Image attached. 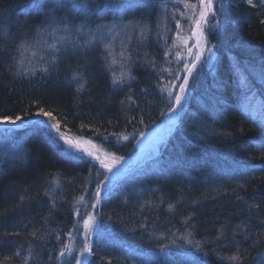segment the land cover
Listing matches in <instances>:
<instances>
[{
    "label": "trees",
    "instance_id": "obj_1",
    "mask_svg": "<svg viewBox=\"0 0 264 264\" xmlns=\"http://www.w3.org/2000/svg\"><path fill=\"white\" fill-rule=\"evenodd\" d=\"M254 3L215 0L203 23L213 59L205 52L193 70L158 157L102 201L88 264L264 261V6ZM194 4L200 10L198 0H0V118L29 122L43 109L62 132L128 157L175 105L169 93L194 58ZM60 20L70 42L37 31ZM122 72L134 79L113 85ZM69 152L38 125L0 134V264H76L75 228L103 172Z\"/></svg>",
    "mask_w": 264,
    "mask_h": 264
},
{
    "label": "snow or ice",
    "instance_id": "obj_2",
    "mask_svg": "<svg viewBox=\"0 0 264 264\" xmlns=\"http://www.w3.org/2000/svg\"><path fill=\"white\" fill-rule=\"evenodd\" d=\"M261 2V6H264V0H260ZM246 3L255 8L256 7V3H254V0H246ZM124 6V5H121ZM127 7H131L132 5L129 3L126 5ZM198 6L200 8V19H198L196 21V32L194 33V35H202L203 34V23L207 22V20L210 17H214L216 15L215 10H214V0H198ZM35 7L39 8L40 5L37 4L35 5ZM81 7L83 8H87L86 4L81 5ZM197 7V5H193V8L195 9ZM261 23H264V20L261 21ZM61 25H63V28H61ZM177 26L179 27V22H177ZM83 26H78L77 27V31H81ZM47 28H51L52 29V34L55 35L57 32L63 31L65 33V35L61 36L58 40H57V44H63L65 42H70L69 38H68V32H69V26L68 24L63 21H52L49 24L43 26V29L38 28L37 31H41V30H46ZM87 46H91L90 42H85ZM25 44H21L18 47H25ZM73 46L74 47H79L80 45L76 44L75 42H73ZM50 47L52 48L53 52H58L60 51V48H57L55 45H50ZM208 51H211L210 49H208ZM203 55L202 52L197 54V61L200 60V57ZM130 59V57H129ZM53 63H55V57H53ZM196 67V63L193 62L191 64V67H189L188 65H185L186 68V72L187 75H185L184 77H182L183 79V83L179 85L180 91L179 93H169V96H175V106L172 107L170 109V111H172L173 113H175L178 110V107L182 105V101L184 100V97L186 95V90L189 86V77L192 76L193 74V70ZM48 69H44V71H47ZM82 75L79 72L73 73L72 79L73 80H82ZM126 79H134V77L131 76V73H121L119 78H116L115 76L113 77L112 83L113 85H120L123 84L125 82ZM84 84L81 83L78 91L83 89ZM131 99V98H129ZM40 115L42 116H51V113L49 112H44L43 109L40 110ZM54 118V117H53ZM22 118L20 116H16L15 119H12L9 116H5L3 118H0V124H3L5 122L11 123L13 125L16 124L17 121L21 120ZM53 128L56 129L57 132L60 131L59 129V123L52 125ZM141 135H144V133H141ZM60 139L64 141V143L68 146L69 149H74L76 152H80V153H84L88 156H91L93 159L97 160L100 162L101 167L105 168L106 171L108 173H112L113 169L116 167V165L119 163L120 159L122 158H116V157H111L110 160L111 162H109V158H105V159H101V157L99 156L98 153L90 150L87 145L90 144V141H84V140H77L74 141L64 135L60 136ZM125 139H127V137H125ZM259 144V146L264 149V140L262 141H258L256 142ZM67 155L69 156V158H73L72 157V153L69 152L67 153ZM110 179L109 176H105V180ZM58 183V182H56ZM103 183V182H101ZM97 196L100 195L99 190L96 193ZM23 199V197L21 198ZM81 199H83V197H81ZM53 207H55V203H53ZM96 204H92V208H95ZM169 207L171 208V205H169ZM95 217L94 216H90L88 219H86L84 221V227L86 229L85 232V239L88 240L90 239V235L91 232L93 231V225L91 224L92 221H94ZM75 227V225H74ZM240 227V226H237ZM33 235H35V233H33ZM235 235V233H234ZM57 239H59V237H57ZM217 239H220V237L218 236ZM84 253H87V255H84ZM15 255L17 257L20 256V252L17 251L15 253ZM64 253L61 252V256H63ZM92 255V249L90 247V245L88 243H85L84 248L82 250L81 256L76 257V264H88V256ZM5 259H8L7 257ZM29 259V257H25V264H27V260ZM228 259L232 262H234V264H239V262L242 260V257L237 254V255H233L231 257H228ZM261 264H264V261L261 262Z\"/></svg>",
    "mask_w": 264,
    "mask_h": 264
},
{
    "label": "rangeland",
    "instance_id": "obj_3",
    "mask_svg": "<svg viewBox=\"0 0 264 264\" xmlns=\"http://www.w3.org/2000/svg\"><path fill=\"white\" fill-rule=\"evenodd\" d=\"M258 1L260 2V0H258ZM193 10H194V8L190 7V11L193 12ZM194 13H196V14L199 13V10H197V9L194 10ZM198 40H199V44L201 47L200 50L205 51L207 53V55H206L207 59L209 61H211L213 59V55L211 54V52L209 53L207 51L205 38L202 35H198ZM55 46H56V44H55ZM39 70H41L40 73L45 72L44 70H42V68H39ZM40 73L38 74V78H40V79L46 78V75H43ZM189 79H190V77H189ZM170 116H171V114H169L167 116V118L160 125L156 126L151 131H149L146 134L137 138L135 141L134 153L130 154L128 157H120V156H115L112 154L104 153L89 139H86L83 137H75V136H72L70 134L62 132L61 130L59 132H57L56 129L52 127V125L56 124V122L54 120H52L49 116H40V118L37 121L39 124L44 125L45 127H47V129H49L54 134H56L58 140L63 145V147L72 153H75L76 151L74 149L68 148V146L64 143V141L60 139L61 135H64V136H66V137H68L74 141L81 140V139L84 141H90L91 143L88 144L87 147L90 150L98 153L99 156L101 157V159L109 158V162H111V160H110L111 157L122 158V159H120V161L116 165V167L113 169V172L108 173L105 168L101 167V164L99 161H97V160L93 159L91 156L87 155L90 158V160H92L95 163H99L100 168L104 171L103 174L101 175V178L98 179V182H95L93 184L92 197H91L90 202H89L90 204L87 207L89 213L87 214L86 218L88 219L90 216H94V214L91 213V210L97 209V207L99 206V201H100L101 197L103 198V196L111 190L112 186H114L116 181L120 178L118 169L125 170V169L132 168L133 166L141 164V162L145 161L148 157H152V156L157 155V150L159 149L160 146H162L164 144V142L166 141V138L168 136V134L164 136L163 132L165 131L167 133V131L169 130L167 127H168V124L171 123L170 122ZM6 129H16V127H14L11 123H8V122L0 124V131L6 130ZM76 153H78L80 155L82 154L80 152H76ZM105 176H109L110 179L105 180ZM101 182H103V183H101ZM98 190L100 192L99 196L96 195ZM94 203L96 204V207L92 208V204H94ZM86 218L83 219V221L78 225L77 229L75 228V237L72 241V245L70 248V259H72L74 256H76V257L81 256V253H82V250L84 248L85 243H88L90 240V239H88V240L85 239L86 229L84 227V221L86 220ZM97 220H98V218L95 217L94 221L91 222V224L93 225V229L96 226Z\"/></svg>",
    "mask_w": 264,
    "mask_h": 264
},
{
    "label": "bare ground",
    "instance_id": "obj_4",
    "mask_svg": "<svg viewBox=\"0 0 264 264\" xmlns=\"http://www.w3.org/2000/svg\"><path fill=\"white\" fill-rule=\"evenodd\" d=\"M46 39H47V37H46ZM46 39L44 40V42H43L42 44H45V43H46ZM129 49L132 50V51L134 50V49L131 48V47H129ZM49 117H50V116H49ZM158 125H159V124H158ZM158 125H156V126H158ZM156 126H154L152 129H154ZM152 129H151V130H152Z\"/></svg>",
    "mask_w": 264,
    "mask_h": 264
}]
</instances>
